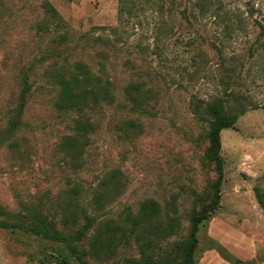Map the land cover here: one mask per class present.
Wrapping results in <instances>:
<instances>
[{
	"label": "rangeland",
	"instance_id": "374dc122",
	"mask_svg": "<svg viewBox=\"0 0 264 264\" xmlns=\"http://www.w3.org/2000/svg\"><path fill=\"white\" fill-rule=\"evenodd\" d=\"M248 4L249 28L221 54L185 5L121 18L119 0H0V264L181 260L216 199L214 97L246 113L221 133L220 199L195 261L264 264V0ZM83 68L106 88L98 103L63 91ZM40 221L84 236L69 248Z\"/></svg>",
	"mask_w": 264,
	"mask_h": 264
},
{
	"label": "trees",
	"instance_id": "16d2710c",
	"mask_svg": "<svg viewBox=\"0 0 264 264\" xmlns=\"http://www.w3.org/2000/svg\"><path fill=\"white\" fill-rule=\"evenodd\" d=\"M242 1L243 0H235L234 3H227L225 0H119L121 18L126 15L130 18H134L136 12L146 13L147 11H158L162 13L166 7L173 9L178 5H185L181 13L188 22L192 21L199 23L200 21H206L214 27V34L217 40L220 41V46L214 47L221 54H224L230 48V43L238 38L242 32L247 31L250 21L253 18V10H250L249 4L247 5L249 8L246 12H243L238 6V3ZM183 2H185V4H183ZM47 12L53 18L58 17V14L52 6H49ZM259 27L261 30L260 37H264V26L259 25ZM252 49L253 47H251V51ZM81 74L83 78L75 76L74 80L71 81L62 80L64 93L81 102H86L88 98L92 97L94 101L98 103L100 97L99 90L106 89L101 86L102 81L85 68L82 69ZM228 97L231 98L232 95L230 94ZM206 101V109L210 117L208 121L210 139L209 158L216 163L220 174V179L216 183V199L210 206L206 207L194 217V228L191 239L178 247L181 260L178 262L169 260L161 262L148 261L144 264H196L195 251L198 243V228L202 222L208 219L210 213L216 210L220 199V188L223 175V160L220 156L222 149L221 133L223 130L233 127L239 117L246 113L244 107L240 108L241 110L239 109V114L236 112L233 113L234 111L226 106L228 102L223 98L214 97ZM257 108L264 110V106ZM256 193L258 202L264 211V193L260 191ZM4 225L5 224H0V228L5 227ZM40 227L45 231L47 237L55 241L63 242L72 249L84 236L83 232L80 231L73 236L64 237L59 234L54 227H50L42 221H40Z\"/></svg>",
	"mask_w": 264,
	"mask_h": 264
}]
</instances>
